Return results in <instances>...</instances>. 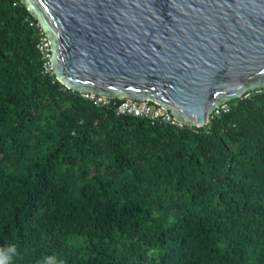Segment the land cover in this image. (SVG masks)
I'll return each instance as SVG.
<instances>
[{
	"label": "trees",
	"instance_id": "16d2710c",
	"mask_svg": "<svg viewBox=\"0 0 264 264\" xmlns=\"http://www.w3.org/2000/svg\"><path fill=\"white\" fill-rule=\"evenodd\" d=\"M30 21L0 0L6 264H264V89L202 128L119 116L43 72Z\"/></svg>",
	"mask_w": 264,
	"mask_h": 264
},
{
	"label": "water",
	"instance_id": "95a60500",
	"mask_svg": "<svg viewBox=\"0 0 264 264\" xmlns=\"http://www.w3.org/2000/svg\"><path fill=\"white\" fill-rule=\"evenodd\" d=\"M67 89L149 101L202 128L264 89V0H20Z\"/></svg>",
	"mask_w": 264,
	"mask_h": 264
},
{
	"label": "built area",
	"instance_id": "2783aa9c",
	"mask_svg": "<svg viewBox=\"0 0 264 264\" xmlns=\"http://www.w3.org/2000/svg\"><path fill=\"white\" fill-rule=\"evenodd\" d=\"M30 26L38 28L39 31L37 49L42 56L43 72L45 74L54 75L50 62L52 57L50 41L38 22L30 21ZM82 96L91 100L96 106H108L111 103V99L106 97H98L90 94H82ZM120 101L121 102L118 103L115 108V112L119 116L142 118L150 121L152 124L172 125L178 128L185 127L183 123L177 121L173 117L169 110L161 105L149 101H137L128 98L120 99ZM221 108H226V105L221 106ZM215 113H219V108L215 110Z\"/></svg>",
	"mask_w": 264,
	"mask_h": 264
},
{
	"label": "clouds",
	"instance_id": "9594fccd",
	"mask_svg": "<svg viewBox=\"0 0 264 264\" xmlns=\"http://www.w3.org/2000/svg\"><path fill=\"white\" fill-rule=\"evenodd\" d=\"M10 252H14L15 249L11 248L9 249ZM0 264H6L5 257L3 255H0Z\"/></svg>",
	"mask_w": 264,
	"mask_h": 264
},
{
	"label": "rangeland",
	"instance_id": "374dc122",
	"mask_svg": "<svg viewBox=\"0 0 264 264\" xmlns=\"http://www.w3.org/2000/svg\"><path fill=\"white\" fill-rule=\"evenodd\" d=\"M225 107V106H224Z\"/></svg>",
	"mask_w": 264,
	"mask_h": 264
}]
</instances>
